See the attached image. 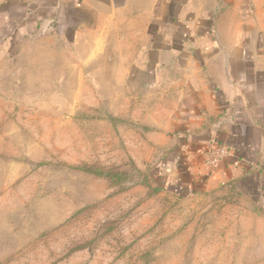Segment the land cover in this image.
Segmentation results:
<instances>
[{"label": "rangeland", "instance_id": "rangeland-1", "mask_svg": "<svg viewBox=\"0 0 264 264\" xmlns=\"http://www.w3.org/2000/svg\"><path fill=\"white\" fill-rule=\"evenodd\" d=\"M6 24L0 264H264V187L220 136L150 133L143 87L84 86L112 72Z\"/></svg>", "mask_w": 264, "mask_h": 264}, {"label": "crops", "instance_id": "crops-1", "mask_svg": "<svg viewBox=\"0 0 264 264\" xmlns=\"http://www.w3.org/2000/svg\"><path fill=\"white\" fill-rule=\"evenodd\" d=\"M14 22L112 72L84 73V86L143 87L150 133L220 136L264 187V0H0V26Z\"/></svg>", "mask_w": 264, "mask_h": 264}, {"label": "trees", "instance_id": "trees-1", "mask_svg": "<svg viewBox=\"0 0 264 264\" xmlns=\"http://www.w3.org/2000/svg\"><path fill=\"white\" fill-rule=\"evenodd\" d=\"M108 177H109V179L112 180V179H114L115 176L114 175H108Z\"/></svg>", "mask_w": 264, "mask_h": 264}]
</instances>
